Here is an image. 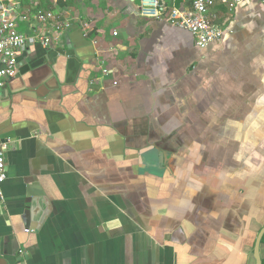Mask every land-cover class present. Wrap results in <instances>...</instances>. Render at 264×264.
<instances>
[{"label":"crops","instance_id":"0c3cea01","mask_svg":"<svg viewBox=\"0 0 264 264\" xmlns=\"http://www.w3.org/2000/svg\"><path fill=\"white\" fill-rule=\"evenodd\" d=\"M215 1L200 50L139 0H16L21 32L37 8L70 26L0 89V264H256L264 0Z\"/></svg>","mask_w":264,"mask_h":264},{"label":"built area","instance_id":"2783aa9c","mask_svg":"<svg viewBox=\"0 0 264 264\" xmlns=\"http://www.w3.org/2000/svg\"><path fill=\"white\" fill-rule=\"evenodd\" d=\"M230 6L246 0H229ZM183 6L168 5L164 0H139V14L144 17L164 19L170 25L191 34L195 46L205 50L211 43L220 40L223 29L215 23V0H188ZM16 0H0V89L6 81L14 77L19 70L18 54L29 43H38L44 47L61 44L64 34L70 26L66 18H61L52 10L37 8L32 15L30 33L18 30ZM28 19V14L20 16ZM103 77L110 71L101 68ZM114 83H116L114 81ZM8 142L0 137V185L6 178L5 152Z\"/></svg>","mask_w":264,"mask_h":264},{"label":"water","instance_id":"95a60500","mask_svg":"<svg viewBox=\"0 0 264 264\" xmlns=\"http://www.w3.org/2000/svg\"><path fill=\"white\" fill-rule=\"evenodd\" d=\"M263 234H264V226L259 231L257 238H256V241L254 243L253 255H254L256 264H262L261 257L259 254V243L261 241Z\"/></svg>","mask_w":264,"mask_h":264}]
</instances>
